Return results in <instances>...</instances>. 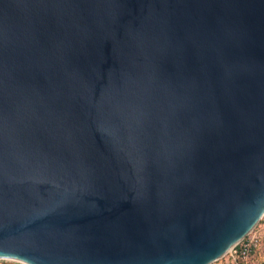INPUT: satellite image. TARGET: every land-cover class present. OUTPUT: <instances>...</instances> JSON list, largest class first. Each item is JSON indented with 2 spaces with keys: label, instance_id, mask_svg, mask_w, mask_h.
I'll return each mask as SVG.
<instances>
[{
  "label": "water",
  "instance_id": "95a60500",
  "mask_svg": "<svg viewBox=\"0 0 264 264\" xmlns=\"http://www.w3.org/2000/svg\"><path fill=\"white\" fill-rule=\"evenodd\" d=\"M263 214L264 0H0V259L210 264Z\"/></svg>",
  "mask_w": 264,
  "mask_h": 264
},
{
  "label": "rangeland",
  "instance_id": "374dc122",
  "mask_svg": "<svg viewBox=\"0 0 264 264\" xmlns=\"http://www.w3.org/2000/svg\"><path fill=\"white\" fill-rule=\"evenodd\" d=\"M249 236L257 241V246L249 253L248 256L235 252L232 249V251L230 250L210 264H264V214L255 225ZM0 264L24 263L8 259H0Z\"/></svg>",
  "mask_w": 264,
  "mask_h": 264
},
{
  "label": "built area",
  "instance_id": "2783aa9c",
  "mask_svg": "<svg viewBox=\"0 0 264 264\" xmlns=\"http://www.w3.org/2000/svg\"><path fill=\"white\" fill-rule=\"evenodd\" d=\"M251 234V232L248 234V236L247 237H245L244 239H242L238 244L240 245V247H241V254H243V255H246V256H248L249 255V253H250V249H251V246L252 245H255V243H256V240L254 239V238H250V235ZM237 244V245H238ZM235 248V247H234ZM234 248H232L234 251H235V249ZM232 249H231V251H232ZM236 252V251H235Z\"/></svg>",
  "mask_w": 264,
  "mask_h": 264
},
{
  "label": "trees",
  "instance_id": "16d2710c",
  "mask_svg": "<svg viewBox=\"0 0 264 264\" xmlns=\"http://www.w3.org/2000/svg\"><path fill=\"white\" fill-rule=\"evenodd\" d=\"M256 246H257V241H256L255 245H252V246H251V249H250V250L253 251V249H254ZM234 249H235L236 252L241 253V247H240L239 244L236 245ZM251 251H250V252H251Z\"/></svg>",
  "mask_w": 264,
  "mask_h": 264
},
{
  "label": "snow or ice",
  "instance_id": "6c2138e0",
  "mask_svg": "<svg viewBox=\"0 0 264 264\" xmlns=\"http://www.w3.org/2000/svg\"><path fill=\"white\" fill-rule=\"evenodd\" d=\"M206 259H210V257H206Z\"/></svg>",
  "mask_w": 264,
  "mask_h": 264
}]
</instances>
